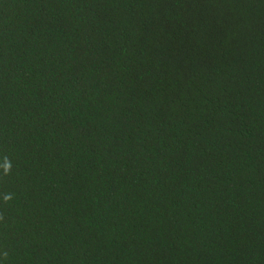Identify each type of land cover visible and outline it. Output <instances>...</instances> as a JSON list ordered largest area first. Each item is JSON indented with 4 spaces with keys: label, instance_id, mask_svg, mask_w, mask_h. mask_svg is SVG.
Returning a JSON list of instances; mask_svg holds the SVG:
<instances>
[{
    "label": "trees",
    "instance_id": "obj_1",
    "mask_svg": "<svg viewBox=\"0 0 264 264\" xmlns=\"http://www.w3.org/2000/svg\"><path fill=\"white\" fill-rule=\"evenodd\" d=\"M0 264H264V0H0Z\"/></svg>",
    "mask_w": 264,
    "mask_h": 264
}]
</instances>
